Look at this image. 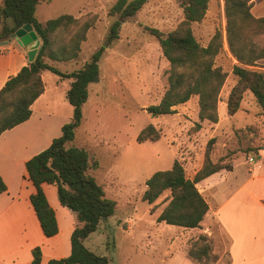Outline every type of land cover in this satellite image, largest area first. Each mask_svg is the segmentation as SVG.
Returning a JSON list of instances; mask_svg holds the SVG:
<instances>
[{
	"label": "rangeland",
	"instance_id": "rangeland-1",
	"mask_svg": "<svg viewBox=\"0 0 264 264\" xmlns=\"http://www.w3.org/2000/svg\"><path fill=\"white\" fill-rule=\"evenodd\" d=\"M114 1L42 0L35 10L40 20L63 13L97 15L94 25L86 32V39L80 43L78 56L58 62L59 69L79 68L97 47L105 45L99 61V79L87 86V98L81 107L82 117L73 144L85 147L97 161L90 172L105 195L115 200V208L113 214L85 238L84 244L95 253L106 255L108 264H178L183 255L176 249L181 245L185 229L156 221V215L167 203L168 190L148 204L141 198L145 180L154 171L170 168L174 159L181 161L185 175L192 178L203 160L208 140L214 138L210 143L211 159L215 161L228 155L233 169L211 176L207 192L218 200L224 199L248 177L264 175V165L259 164L260 147L264 144V116L249 90L243 92L234 114L226 112L228 94L237 81L232 67L239 63L226 43L223 0H210L204 17L191 23L192 33L201 45H206L217 30L222 35L223 47L214 58V64L226 73L217 102L219 120H199L197 95L173 106L172 113L155 116L148 113L145 107L157 103L168 85L169 62L157 39L145 26L164 33L175 29L183 18L182 7L179 0H147L133 16L121 19L118 38L107 44L109 26L118 18L107 14ZM251 3L255 16L264 15V0H251ZM263 40L264 35L259 43ZM8 47L14 54L19 50L13 43L0 44V49ZM245 67L264 72V59ZM43 77L45 92L33 111L34 114L40 109L50 111V128L53 123L57 126L59 121L65 123L71 118L72 106L64 96L70 80L60 79L48 71ZM147 124L159 131V139L137 142V133ZM57 133L54 137L59 136L61 130ZM250 156L252 161L248 160ZM197 186L209 199L208 193L203 191L204 185L198 183ZM246 203L250 206L249 200ZM209 229L208 239L217 259L207 264H223L227 260L228 237L214 222H210ZM191 240L193 237L187 241V247Z\"/></svg>",
	"mask_w": 264,
	"mask_h": 264
},
{
	"label": "trees",
	"instance_id": "trees-1",
	"mask_svg": "<svg viewBox=\"0 0 264 264\" xmlns=\"http://www.w3.org/2000/svg\"><path fill=\"white\" fill-rule=\"evenodd\" d=\"M40 1L0 0V42L7 41L24 23L31 24L40 40L34 59L21 66L0 88V134L29 118L31 103L44 90L41 78L44 70L56 74L60 79L70 80L64 94L72 106L70 120L61 125L60 135L52 138L47 147L24 162L25 176L34 187L29 200L45 236L57 232V223L42 183L53 184L60 204L75 214L69 254L62 258H51L46 264H107V256L86 247L84 240L113 214L115 200L105 195L103 187L90 172L97 166V161L90 157L85 147L73 144L75 130L82 117L81 107L87 98V86L99 79V61L105 45L97 47L79 68L71 71L59 69L55 62L78 56L80 43L86 39V32L94 25L97 15L63 13L39 21L35 8ZM209 1L179 0L183 18L175 29L167 33L145 26L146 31L157 39L163 56L169 62L168 85L162 97L157 103L145 107L151 115L172 113L173 106L197 95L199 120L218 121L217 102L226 73L214 64V58L223 47L222 35L217 30L206 45H201L191 30V23L204 17ZM145 2L147 0H115L110 5L107 14L118 18L109 26L107 44L118 38L121 19L133 16ZM223 2L226 43L239 63L232 67L237 81L228 94L226 112L228 115L234 114L243 92L249 90L264 116V72L245 67L264 59V40L259 43L264 35V15H253L251 0ZM159 137V131L152 124H147L139 130L135 140L155 141ZM213 139L208 140L202 163L192 178L185 175L181 161L174 159L170 168L154 171L145 180L146 187L141 198L148 204L168 190L167 203L156 215L157 222L183 228L200 226L208 203L196 183L216 171L233 168L228 155L215 161L211 159L210 143ZM5 190L6 184L0 175V193ZM187 254L197 264H207L217 259L206 234H199L189 242ZM31 255L28 264H40L41 250L38 246L32 248Z\"/></svg>",
	"mask_w": 264,
	"mask_h": 264
},
{
	"label": "crops",
	"instance_id": "crops-1",
	"mask_svg": "<svg viewBox=\"0 0 264 264\" xmlns=\"http://www.w3.org/2000/svg\"><path fill=\"white\" fill-rule=\"evenodd\" d=\"M7 43H13L19 50L14 54L9 47L0 49V88L28 61L23 46L18 45L14 39ZM6 54L11 56H3ZM47 71L41 73L44 90L31 103L29 118L0 134V175L6 184V190L0 193V264H28L32 258L31 250L36 246L41 250L40 264H46L51 258L65 257L70 252V234L76 222L74 212L60 204L53 184L42 183L43 192L54 210L57 223V232L52 236H45L29 200L34 187L25 176V160L49 145L63 124L59 121L57 126L53 123L48 128L50 111L40 109L36 114L33 111L45 92L43 76ZM199 123L202 124V121ZM260 150L262 156L259 164L263 166L264 144ZM220 171L203 178V182L200 180L196 183V186L198 183L203 184V191L208 193V198L210 196L209 199L204 197L208 209L200 226L182 228L185 233L182 232L181 245L176 251L183 256L178 264H197L187 254V241L192 237L195 239L199 234L211 235L210 222H214L229 240L225 250L227 260L223 264H264V175L248 177L238 189L218 200L207 192L210 188L207 181ZM243 190L245 193L241 192ZM247 200L250 201V206L246 203Z\"/></svg>",
	"mask_w": 264,
	"mask_h": 264
},
{
	"label": "water",
	"instance_id": "water-1",
	"mask_svg": "<svg viewBox=\"0 0 264 264\" xmlns=\"http://www.w3.org/2000/svg\"><path fill=\"white\" fill-rule=\"evenodd\" d=\"M11 39H14L18 45L25 48L28 61H32L34 59L40 40L32 29L30 23H24L21 25L10 35L7 41H1L0 44H6Z\"/></svg>",
	"mask_w": 264,
	"mask_h": 264
},
{
	"label": "built area",
	"instance_id": "built-area-1",
	"mask_svg": "<svg viewBox=\"0 0 264 264\" xmlns=\"http://www.w3.org/2000/svg\"><path fill=\"white\" fill-rule=\"evenodd\" d=\"M248 160H249V161H252V160H253V158L250 156V157H248Z\"/></svg>",
	"mask_w": 264,
	"mask_h": 264
}]
</instances>
